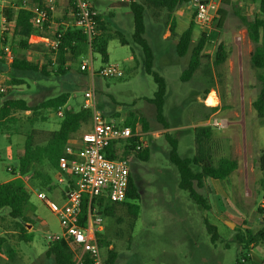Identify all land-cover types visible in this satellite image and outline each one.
Here are the masks:
<instances>
[{"label":"rangeland","instance_id":"obj_1","mask_svg":"<svg viewBox=\"0 0 264 264\" xmlns=\"http://www.w3.org/2000/svg\"><path fill=\"white\" fill-rule=\"evenodd\" d=\"M18 1L20 0L0 1V50L3 48L1 5L5 7ZM212 1L228 12L222 28L217 26L219 15L215 16L210 26L197 24L191 7V20L188 24L178 22L176 26V33L181 34L191 21L196 23L192 47L199 42L202 34H206L208 40L201 65L189 79L182 80L181 75L188 67L190 52L183 57L176 53L177 37L173 35L168 40L154 42L150 33L147 34L156 53L154 68L166 78L168 84L165 115L172 125L184 127L181 133L173 129L166 131L157 121L155 107L147 100L154 96L157 88L154 78L145 72L144 60L138 53L136 57L139 61L128 60L134 54V48L121 44L118 36L112 35L108 42V63L122 66L121 77L105 78L98 74L92 76L91 70L80 71L83 60L89 63L92 60L95 70L106 64L97 52L89 53L77 63L69 62L71 81L62 76L46 78L26 73L23 77L24 83L14 84L11 69L0 70V82L3 89H7L8 96L25 98L32 105L65 90H70L73 99L80 102L84 91L94 86L98 107L108 121L123 125L129 119L142 117L148 124V131L151 133L142 134L146 131L142 123L138 132L142 134L140 140L146 142L149 148V160L142 161L135 156L128 158L132 165V175L141 193V199L137 201L139 214L134 219L133 230L128 228L129 216L126 214V207H123L122 213L117 214L125 215V221L120 224L115 215L100 214L103 218V238L110 243L109 248L118 253L115 264H238L243 255L248 258L246 264H264V243L241 252L235 239L237 232L241 228L245 229L246 224L253 230L264 225L261 221L263 216L258 210L264 193V118H260L253 107V101L261 87L259 76L264 71L251 63L254 46L248 41L247 25L243 20L244 17L247 20L253 19L259 11L241 9L238 7L241 3L233 5L222 0ZM114 2L118 3L116 11L123 12V25L118 31L124 38L131 40V33L134 31L131 9L128 3L120 5V0ZM102 9L105 11V6ZM120 18L118 14L114 21H119ZM146 25L148 29L152 27L151 37L155 36L153 28L162 29L161 25L151 21L148 16ZM111 26L113 29L116 27L114 24ZM167 29H162V32ZM220 43L225 44L228 58L225 62L216 64ZM6 44L11 46L10 41ZM23 53L32 61H44L43 47L22 51ZM211 88L220 97L221 111L217 117L225 118L229 124L222 130H214L218 139L214 146L215 157L227 156L236 159L238 168L224 181L210 180L211 186L208 188L196 186L208 198L209 203L212 201L213 209L205 210L190 198L187 191L178 187L179 175L176 166L168 157L170 146L166 133L175 135L177 132L180 137V154L193 155L196 145L194 124L199 123L204 114L200 100ZM175 106L180 113L174 112ZM14 118L16 120L8 124L9 129H0V182L14 175L8 167L17 162V143L32 128L58 129L61 117L54 109H41L37 113L18 111ZM126 143L121 142L118 145L120 151ZM65 188L60 185V189ZM46 193L60 205L65 202L64 198H57L48 191ZM31 202L33 227L29 226V229L33 237L29 241L20 240L19 233H12L15 229L14 221L7 216L6 211H1L0 216L4 218H0V233L6 235L8 240L7 255L0 257V264H49L45 251L52 242L51 237L61 235L63 227L57 214L43 200L32 195ZM223 220L229 221L228 225ZM206 221L217 226L221 239L215 243L211 240ZM235 222L238 223V231L233 230L236 228ZM5 231L8 232L4 233ZM10 248L15 250L14 257L9 255ZM109 248L101 247L104 261Z\"/></svg>","mask_w":264,"mask_h":264},{"label":"trees","instance_id":"obj_2","mask_svg":"<svg viewBox=\"0 0 264 264\" xmlns=\"http://www.w3.org/2000/svg\"><path fill=\"white\" fill-rule=\"evenodd\" d=\"M1 2L3 0H0ZM42 0L34 3H41ZM191 0H129L128 5L133 14L134 32L131 42L138 46L143 54L144 70L151 74L156 83V91L152 98L147 100L152 103L156 111V119L161 123L164 129L176 127L177 124L172 125L165 115V103L168 95V84L164 76L155 70L154 64L156 60V53L149 42L146 33V17L157 22L162 26L170 29V36L177 37L176 53L183 57L190 52V61L188 67L183 71L182 80L189 79L194 72L201 65V58H203V51L207 45L206 34H202L199 42L192 47L195 22L191 21L190 25L181 34L176 33L177 19L175 12ZM226 4H231L232 0H222ZM258 2L259 12L251 20L243 18L247 25L248 36L253 43V51L251 53V63L254 67L264 71V0H250ZM70 7L72 16L76 19L77 10L71 0ZM23 3V2H22ZM19 4L18 8L10 5L2 8V17L7 20L8 29L3 31L1 42L3 48L0 50V70L8 68L6 64V53L4 47L7 42L11 43L12 55L14 57L13 63L10 66L13 72L12 78L14 84L24 83L23 77L26 73L35 74L38 76L50 78L55 76H62L64 79H69L71 63H77L85 58L90 52H97L100 54L103 63H108V42L112 35L118 36L121 44L128 45L129 40L123 37L119 31L115 33H108L104 28L105 23L102 21L101 15L97 18L98 34L95 38L92 47L90 48L86 34L74 25L65 26L58 19L53 21L54 11H50L49 20L42 28H39L33 20V12L25 9ZM162 14H164L162 16ZM217 15L218 28H222L228 12L224 8H219ZM162 18H159L161 17ZM194 16V15H193ZM50 37L54 39L61 34L57 48L41 42L31 43L29 38L32 34ZM13 44V45H12ZM16 48H15V47ZM44 48V61H32L28 59L22 51L32 49ZM228 58V52L224 43H220L216 53V64L225 62ZM214 64V65H216ZM80 71L87 72L88 70ZM261 87L257 98L253 101V107L257 111L260 118H264V73L259 76ZM71 81V80H70ZM41 83V82H40ZM41 85H44L42 83ZM0 90V129L9 128L8 124L16 120L14 115L18 111H31L37 113L41 109H54L56 112L60 107H63L69 100L70 90H65L56 96L48 97L41 103L32 105L25 98H16L11 95L8 96V91ZM209 91L206 92L208 94ZM104 114V113H103ZM105 116V115H104ZM106 118V117H105ZM143 124V129L148 132V124L144 118L137 117L136 119H129L123 125L130 126L134 133L139 131V125ZM147 124V125H146ZM92 127V111L84 109L82 104L79 108L66 107L64 115L60 118L58 129L52 130H38L32 128L26 134V141L24 146V153L17 157V162L13 165L14 175L19 174L18 177L0 184V210L7 209V216L14 221L15 228L20 231L19 239L29 241L32 239V234L26 231L25 225L32 223V218L29 216L32 210L31 192L27 187L23 176L32 174V177L41 178L46 172V168H52L59 171V158L64 153L67 144L79 138L84 131L91 130ZM86 131V132H87ZM196 152L192 156H183L179 152V137L171 133H166V140L169 143L170 149L168 157L178 171L179 181L178 187L188 192L190 198L205 210L211 209V205L206 196L200 193L198 188H204L207 178L224 181L237 168L238 161L236 159L220 156L215 157L216 148L212 144L214 132L209 125H198L194 127ZM42 136H38V134ZM142 135V134H141ZM134 136L127 140L123 149L115 148L114 145L107 149V156L112 159L135 158L148 161L150 158L149 148L146 142L140 140V136ZM140 146V149L138 148ZM264 156H262V160ZM50 179V175H49ZM68 188V187H67ZM264 197V193H263ZM141 199V193L137 186L136 179L133 175L130 177L129 187L127 191L126 200L123 202H112L106 196L96 198L90 204L85 197L82 205L80 215V225L85 227L88 223V215L91 207H97L99 214L115 215L116 221L120 224L125 221V215L117 216V214L124 211L126 207V214L129 216L128 228L133 230L135 224L134 219L138 217L139 205L137 201ZM261 214L262 210L258 208ZM17 220V221H16ZM264 222V217H262ZM206 227L211 234L212 242L220 240V234L217 226L206 221ZM237 230V228H235ZM238 231V230H237ZM103 231L97 234L100 247H110V243L103 238ZM236 241L240 245L241 252L250 250L259 243H264V225L258 230L245 229L239 230L235 236ZM7 236L0 235V253H7L6 243ZM9 255L14 257L15 250L10 248ZM45 256L49 259V264H72L74 253L65 238L55 240L49 243L45 251ZM118 253L115 249L109 248L104 264H115ZM248 258L243 255L238 264H246Z\"/></svg>","mask_w":264,"mask_h":264},{"label":"built area","instance_id":"obj_3","mask_svg":"<svg viewBox=\"0 0 264 264\" xmlns=\"http://www.w3.org/2000/svg\"><path fill=\"white\" fill-rule=\"evenodd\" d=\"M77 10L75 19L76 27L80 28L87 36L90 48L98 34L97 18L99 12L93 0H71ZM242 3L250 0H234ZM193 10L194 20L197 24L210 26L217 15L219 4L212 0H191L189 2ZM57 0H42L41 3H32L23 0L22 7L33 12L35 24L42 28L49 20L50 11H54ZM2 31L7 30V20L2 17ZM61 34L50 39L32 34L29 38L31 43H45L52 48H57ZM6 53V64L10 68L14 57L10 46L4 47ZM92 53V52H90ZM82 70H91L92 76L98 74L105 78L121 77L123 68L117 63H106L97 70L93 61L81 63ZM2 73H0L1 81ZM0 90H4L0 82ZM82 107L92 111L91 130L83 133L79 138L70 141L64 153L59 158V174L57 182L68 184L65 190V202L60 205L50 199L46 192H40V198L49 209L57 214L63 227L61 235L51 237L52 241L65 238L74 253L72 264H104L102 250L97 234L103 231V218L98 213V208L91 207L88 215V223L81 226L80 215L84 198L91 204L93 200L106 196L112 202H123L126 200L130 177L132 175L131 165L128 158L112 159L107 156V149L114 145L119 148L121 142H127L129 138L141 135L134 133L130 126H124L108 121L102 110L98 107V98L95 87L84 91ZM57 115H64L63 107L57 110ZM211 126L224 129L228 126L225 118L215 117ZM140 149V146L138 147ZM12 171V167H8ZM69 178V181H68ZM264 217V197L259 204Z\"/></svg>","mask_w":264,"mask_h":264},{"label":"crops","instance_id":"obj_4","mask_svg":"<svg viewBox=\"0 0 264 264\" xmlns=\"http://www.w3.org/2000/svg\"><path fill=\"white\" fill-rule=\"evenodd\" d=\"M34 1L38 2V0H30V2H34ZM22 2H23V0H20V1L16 2V3L14 2L10 6L11 7L18 8L19 7L18 5L19 4L21 5ZM93 2H94V5H95L96 9L99 12V14L101 15L102 21L105 23V25H104L105 27L104 28L106 29V32L113 34L116 31H118V28H121L122 25H123V20H122L123 19V12H117L116 11V7L118 6V3L114 2V0H93ZM127 2H129V0H120V5L121 4H125ZM232 4L234 5V4H236V2L234 0H232ZM2 6L3 5H1V9L3 8ZM104 6L106 8L105 11H104V9H102ZM238 7L241 8V9L242 8L243 9H249V10H254L255 9V11H257V12L259 11L258 2H254V1H245V2H242ZM189 9H190V5H189V3H187L184 6L180 7L175 12V18L177 19V24H178V22L188 24V21L191 20V18H190L191 17V13H190V10ZM118 14L121 16L120 20L119 21H114V19L117 17ZM163 15L164 14H162V16ZM162 16L159 17V18H162ZM58 19L61 20V23L63 25H65V26H69V25L76 26L75 25V18L72 16V13H71V7H70L69 0H57V6H56L55 12L53 14V21L56 22V20L58 21ZM112 24H114L116 26V27H114L115 29L112 28V26H111ZM159 26H160V24H159ZM150 28H152V27H149V29H147L146 36H147V34L150 33V38L152 40H154V42H156V41L159 42L161 40L162 41H165V40H168L169 39L170 34H171L170 33V29H167V31H165L163 33L162 32V29L160 27L153 28L152 30L155 32V36L154 37H151L152 35H151ZM133 32L131 33L132 35H133ZM246 33H247V36H248L247 29H246ZM127 40H129V39H127ZM129 41H130V43L128 44V46H133V48H134V54L131 55L128 60H130V61H136L137 62V61H139V59L136 57V55L138 53L140 55V58L141 57L143 58V55L141 53L142 51H141V49L138 46L134 45L131 42V40H129ZM248 41H249V43L252 44L251 40L249 39V36H248ZM149 42L151 43L150 40H149ZM163 65L165 66V64H163ZM212 92H214L216 94V99L218 101L216 104H210V103H208V98L210 97V95H211ZM82 101H83V99H82ZM82 101L78 102L76 99H73V96L72 95H70L68 102L63 106V110H65L66 107H70V108L77 109L82 104ZM200 101L202 103V107H203V110H204V114L200 117L199 123L194 124V126H198V125H209V126H211L210 125L211 121L215 117H217L218 113H220V111H221V108L219 107V105H220L219 93L214 88H211L209 90V93L208 94H206L204 97H201V100ZM24 112H28V113L30 112L31 113V111H24ZM174 112L176 114L177 113H180L179 112V108H177V106L174 107ZM232 123L235 124L234 122H232ZM211 127L213 128V132H214L213 133L214 134V137H213L212 144L215 146L217 144V140H218L217 139V133L214 131L216 127H213V126H211ZM183 128L184 127L176 126V127L170 128V130L173 129V130H176L179 133H181L183 131L182 130ZM164 130L168 131L169 129H164ZM220 130H222V129H220ZM52 131H54V130H52ZM146 133H151V132L148 131V132H145V134ZM168 133H170V132H168ZM142 134H144V132ZM25 141H26V136H24V138H22V140L17 143V146H19L18 147V151H17V157L20 156V155H22L24 153ZM195 152H196V147H195ZM190 156H192V155H190ZM58 174H59V171H56V170H54L52 168L47 167L46 168V172L44 173V176L41 177V178H39V179L38 178H35L34 179L32 177V174L23 176L22 178L25 180V182L27 184V187L29 188V190L31 192V197H32V195H36L37 197L40 198V192H47L48 191L53 196H55L57 198H64V196H65V193L64 192H65V190L67 189V187L69 185L67 183L66 184H59L57 182V176H58ZM49 175H50V179H49ZM18 176H19V174L17 172V175H13L10 178L4 179L3 181L0 182V184L1 183H4V182H7V181H9L11 179H14V178H16ZM210 180H217V179L207 178L206 179V182H205V187L208 188L209 185L211 186ZM68 181H69V178H68ZM60 185H64L66 187L65 190L60 189ZM215 187H216L215 190L217 191V186H215ZM208 194L209 195H212V193H208ZM209 197H211V196H209ZM210 205H211V209H213L212 208L213 207L212 206V201H211ZM3 210L6 211V213H8V210L7 209H3ZM3 210H0V213ZM29 216L32 217L31 212L29 213ZM0 218H4V217L3 216H0ZM260 220L261 219H259V221ZM223 221H225L226 224L228 225V222L229 221H227V220H223ZM235 223H236V228L238 229V227H239L238 226V223L237 222H235ZM235 223H233V224H235ZM29 226L33 227V224L32 223H27L25 225V228L28 230L27 232L28 233H32L31 232V229H29ZM229 228H231V227H229ZM244 228L245 229H252L250 226H248V224L244 225ZM245 229H242L241 228V230H245ZM103 230H104V227H103ZM233 230H235V228ZM7 232L8 231H5L4 233H7ZM12 233H19L20 234V231L17 228H15L14 231H12ZM0 235H3L2 232L0 233ZM6 245H7V243H6ZM6 255H7V253H2V254L0 253V257H2V258L3 257H6Z\"/></svg>","mask_w":264,"mask_h":264},{"label":"bare ground","instance_id":"obj_5","mask_svg":"<svg viewBox=\"0 0 264 264\" xmlns=\"http://www.w3.org/2000/svg\"><path fill=\"white\" fill-rule=\"evenodd\" d=\"M218 101L216 99V94L214 92L211 93L210 97L208 98V103L216 104Z\"/></svg>","mask_w":264,"mask_h":264},{"label":"flooded vegetation","instance_id":"obj_6","mask_svg":"<svg viewBox=\"0 0 264 264\" xmlns=\"http://www.w3.org/2000/svg\"><path fill=\"white\" fill-rule=\"evenodd\" d=\"M131 157H134V156H130V158H131ZM131 166H132V165H131ZM132 171H134V170H132Z\"/></svg>","mask_w":264,"mask_h":264}]
</instances>
